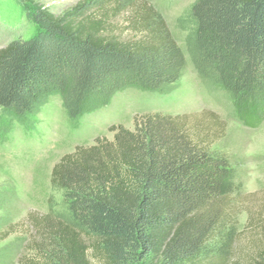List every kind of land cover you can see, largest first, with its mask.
<instances>
[{
  "label": "trees",
  "instance_id": "1",
  "mask_svg": "<svg viewBox=\"0 0 264 264\" xmlns=\"http://www.w3.org/2000/svg\"><path fill=\"white\" fill-rule=\"evenodd\" d=\"M32 14L39 32L0 50V108L17 120L55 95L78 118L128 88L167 91L186 68L166 20L145 0H83L61 15L39 6ZM191 17L198 73L230 96L239 121L257 129L264 122V0H197ZM203 116L147 115L133 131L114 128L113 140L65 155L51 183L66 211L51 208L35 220L45 263L92 264V253L104 264H264V209L255 255L237 256L238 169L212 149L223 123Z\"/></svg>",
  "mask_w": 264,
  "mask_h": 264
},
{
  "label": "rangeland",
  "instance_id": "2",
  "mask_svg": "<svg viewBox=\"0 0 264 264\" xmlns=\"http://www.w3.org/2000/svg\"><path fill=\"white\" fill-rule=\"evenodd\" d=\"M82 1L0 0V50L39 32L32 14L35 7L61 15ZM145 1L164 17L187 59L170 89L128 88L115 93L109 105L78 118L70 116L59 95L49 97L35 115L22 121L0 108V264H46L39 248L44 238L41 230L36 231L35 220L51 208L66 211L62 193L51 183L52 170L65 155L92 146L99 138L113 140L114 128L133 131L136 121L147 115H186L191 121H205L204 112L214 113L223 123L219 137L211 140L212 149L226 152L238 169L244 203L238 218L237 256L248 260L255 255L264 209V122L257 129L244 125L230 96L198 73L189 54L195 28L191 13L197 0ZM89 257L92 264H104L92 253Z\"/></svg>",
  "mask_w": 264,
  "mask_h": 264
}]
</instances>
